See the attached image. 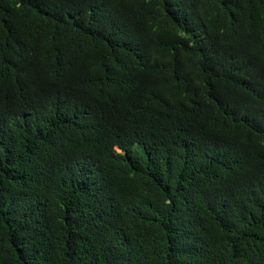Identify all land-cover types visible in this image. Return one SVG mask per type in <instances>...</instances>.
<instances>
[{
	"label": "trees",
	"instance_id": "1",
	"mask_svg": "<svg viewBox=\"0 0 264 264\" xmlns=\"http://www.w3.org/2000/svg\"><path fill=\"white\" fill-rule=\"evenodd\" d=\"M0 264H264V0H0Z\"/></svg>",
	"mask_w": 264,
	"mask_h": 264
}]
</instances>
